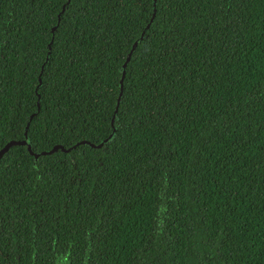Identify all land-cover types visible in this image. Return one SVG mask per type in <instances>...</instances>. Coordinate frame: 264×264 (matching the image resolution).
<instances>
[{"label": "trees", "instance_id": "1", "mask_svg": "<svg viewBox=\"0 0 264 264\" xmlns=\"http://www.w3.org/2000/svg\"><path fill=\"white\" fill-rule=\"evenodd\" d=\"M67 1L0 0V264H264V0Z\"/></svg>", "mask_w": 264, "mask_h": 264}, {"label": "water", "instance_id": "2", "mask_svg": "<svg viewBox=\"0 0 264 264\" xmlns=\"http://www.w3.org/2000/svg\"><path fill=\"white\" fill-rule=\"evenodd\" d=\"M69 2V0L66 2V4H64L62 6V11L64 10L65 8V5H67V3ZM152 21V18L150 19V22ZM149 25V24H148ZM53 30V29H52ZM143 39V35H141L132 45V48L131 50L128 52V55L126 57V60H125V64L129 61L130 59V56L132 54V51L133 49L136 47V45ZM50 45V44H49ZM122 82V78L120 80V83ZM122 88V85L120 86V89ZM37 109L39 110V104L37 103ZM117 109V108H116ZM34 114H31L30 116V119L33 117ZM28 126H29V123H27L26 127H25V131H24V135L26 136L27 134V129H28ZM24 140H10L8 141L2 148H0V158L9 150L10 147L12 146H15V145H23L24 144ZM83 143V142H81ZM103 144V142L101 141L98 145H95V147H100L101 145ZM94 146V145H93ZM74 147V146H72ZM71 147V148H72ZM71 148H65L63 149L64 151H69ZM58 149H62V146L61 145H56L54 146L51 150H48V151H43L42 154H49V153H52V152H55L57 151ZM34 156H36L37 154L36 153H33Z\"/></svg>", "mask_w": 264, "mask_h": 264}]
</instances>
